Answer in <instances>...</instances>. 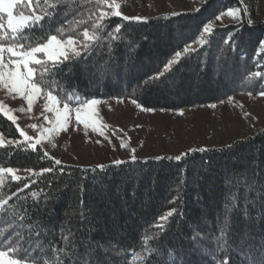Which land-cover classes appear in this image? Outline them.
<instances>
[{"label": "trees", "instance_id": "1", "mask_svg": "<svg viewBox=\"0 0 264 264\" xmlns=\"http://www.w3.org/2000/svg\"><path fill=\"white\" fill-rule=\"evenodd\" d=\"M215 1L207 0L200 12L160 14L148 17L147 22L114 17L109 28L121 24L122 31L116 40L105 33L87 63L75 65L62 77L67 90L74 87L87 98H136L145 108L168 110L224 101L236 92H261L264 64L257 47L263 24L242 21L236 26L215 27L208 43L185 55L171 72L165 71L164 65L176 51L199 38L210 18L206 12ZM219 1L239 6L238 0ZM38 2L45 6L43 0ZM92 11L94 3L66 0L57 9L52 29L68 28L64 13L69 21L85 22L79 31L85 26L91 29L88 16ZM178 32L183 34L176 36ZM230 33H237L235 39L240 43L236 47L225 43ZM159 73H163L160 80H149ZM229 73L236 75L235 83L218 87ZM0 132L7 139H20L14 124L2 114ZM229 145L230 149L225 145L210 147L207 152L193 150L181 161L151 157L119 167L105 164L102 172L96 166H57L54 159L43 158L40 147L34 152L26 145L0 146V167L36 172L30 189L7 206L0 219V238L7 239L13 231L26 237L30 229L40 231L39 224L45 231L33 245H56L48 252L50 264H57V248L72 244L79 245L81 264L84 259L95 264L97 257L107 264H145L149 252V264H173L179 261L175 250L191 252L189 258L198 264H223L226 255L231 264H251L252 256L264 245V131ZM44 168L56 171L41 175ZM193 176L196 180H191ZM28 182H11L5 177L0 198L9 197ZM174 197L178 199L172 202ZM172 208L177 214L160 230L157 217ZM246 222L254 225L248 227ZM225 231L228 235L222 236ZM242 236L249 240L240 242Z\"/></svg>", "mask_w": 264, "mask_h": 264}, {"label": "snow or ice", "instance_id": "2", "mask_svg": "<svg viewBox=\"0 0 264 264\" xmlns=\"http://www.w3.org/2000/svg\"><path fill=\"white\" fill-rule=\"evenodd\" d=\"M66 0H43L44 7H41L38 0H0V89L5 90L8 94H12L13 98L19 97L27 103L26 111L31 112L34 100L37 98L44 100L45 113H51V116L44 115L45 121L49 127L30 125L37 131V136H29L25 131L17 125V131L22 138L21 140H9V145L20 148L26 145L27 149L39 151V147L44 140L51 143V138L60 132L69 130V126L75 120L76 124H83L85 129L91 127L93 131L100 132L103 127L99 123V112L97 106L100 101L96 97H82L78 90L74 87L68 89L67 81L62 79L74 69L77 64H86L87 58L93 53L94 49L104 39V34L107 33L113 40H116L117 35L122 31V25L116 24L114 28H109V23L114 17L122 18L124 21L147 22L146 17L134 16L130 17L123 15L120 11L121 4L117 0H86L87 3H94L95 11L90 12L88 22L91 23V29L88 26L79 31V25L84 21H69L67 20L68 13H64V26H58L55 30L52 29V22L57 16V9L65 4ZM241 4L244 0H239ZM207 0H203L201 7L194 9L200 12L206 5ZM248 14V8H228L215 15L216 21H223L225 17H230L236 20L240 17V13ZM174 15H180L176 13ZM242 19V17H241ZM249 24L253 22L248 21ZM215 29L209 24L204 23L200 29V37L195 43L201 47L208 43V37L214 34ZM237 33H230L226 44H232L236 47L240 41L236 40ZM190 42L183 49V52L176 51L174 57L165 65L166 72H171L173 66L179 65L185 55H191L196 49L191 47ZM257 55H264V39L259 40L257 47ZM260 74L257 73V76ZM163 73H159L149 80H160ZM264 96V91L257 93ZM249 95H252L249 92ZM121 99V98H118ZM231 99V97H229ZM131 103L143 111L152 112L154 109L145 108L136 98L131 99ZM223 103V101H221ZM62 105V107H61ZM210 107L215 108V104ZM25 111V109H21ZM0 114L12 124H16L17 117L14 116L3 102H0ZM115 134V130H114ZM3 141H0V145ZM121 148L128 147L123 141L120 144ZM230 149L232 145L225 146ZM210 149L201 147L200 152H207ZM223 150V149H221ZM181 153L174 157H155L156 160L174 159L181 161L191 153ZM135 153V149H132ZM43 158L54 159L47 152L43 153ZM137 162L136 155H131L130 159L125 161L115 159L109 167H119ZM54 164L59 166L61 161L54 159ZM104 165H97L96 168L101 172L104 170ZM17 169L13 167H0V190L5 184V177H10L11 182L24 183L23 187H18L16 191L11 192L7 198H0V219L4 212L7 211V206L12 201V198L18 197L25 189H30L33 181L31 177L36 175L34 169H26V176L17 175ZM56 171L55 168H44L40 170V174ZM63 174V168L60 169ZM181 183L186 184L185 180ZM178 198L174 197L172 202ZM83 205V199L81 198ZM264 208V204L261 205ZM177 214V209L168 210L166 215L157 217L160 230H163L165 223ZM183 216V213H179ZM245 218L248 213H244ZM230 227V226H229ZM36 228L40 231L33 232L29 230L27 236L21 235L19 232L13 231L7 239L0 238V264H50L48 252L56 245H50L45 248L41 245H33L34 240H38L41 232L45 230L39 224ZM228 235L225 231L222 236ZM2 236V234H0ZM175 250V249H174ZM179 261L174 260L173 264H198L197 261L191 260V252H183L175 250ZM79 245L72 244L71 247H59L56 251L57 264H81L83 254H78ZM202 255V254H201ZM152 258V252L148 253L145 264H149ZM83 264H93L90 259H84ZM95 264H107V260L97 257ZM166 264V262H162ZM223 264H231V257L225 256ZM251 264H264V245L260 246V252L254 254L251 258Z\"/></svg>", "mask_w": 264, "mask_h": 264}, {"label": "rangeland", "instance_id": "3", "mask_svg": "<svg viewBox=\"0 0 264 264\" xmlns=\"http://www.w3.org/2000/svg\"><path fill=\"white\" fill-rule=\"evenodd\" d=\"M117 2L121 4L120 11L123 15L148 18L160 14L195 12L194 9L201 7L203 0H117ZM238 3L237 7L248 8L247 15L241 12L236 20L225 17L222 22L216 21L217 13L228 8H237L217 0L206 12L210 17L206 23L215 28L236 26L242 21L248 23L251 20L253 24H263L264 29V0H244L243 4L238 0ZM180 34L183 32H178L176 36ZM198 46L195 42L191 45L194 49ZM255 57L253 54V59ZM258 57L261 64H264V55ZM235 77L236 75L231 73L223 75V81L218 87L229 88L235 83ZM211 82L217 86L214 80ZM230 97L231 99L224 100L223 103L218 101L179 110L154 109L152 112L137 108L128 98L99 99L97 110L99 123L103 126L101 128L103 135L93 131L91 127L85 129L83 124H76L73 120L68 131L55 134L51 138V143L44 140L40 148L50 157L59 159L62 164L91 167L110 164L115 159L129 160L133 154L137 158L165 155L174 157L190 149L193 151L201 147L229 145L236 140L247 139L264 131V96L236 92ZM0 102L11 109L12 114L17 117L14 124L16 130L19 125V128L29 136L36 137L37 131L30 125L50 126L42 115L44 113L51 116V113H45L43 99L34 100L33 108L28 112L25 101L18 96L13 98L12 94L0 89ZM211 104H215L216 107H210ZM22 108L25 111H21ZM17 133L19 134V131ZM21 139L20 137L19 140ZM9 140L13 139H7L0 132V141H3L0 146L9 144ZM121 141L128 147L121 148ZM132 149H135V153ZM225 168L228 169L229 166ZM25 173L27 172L18 170L16 174ZM195 178L193 176L191 180H196ZM246 225L252 227L254 223L246 222ZM248 238L242 236L240 242H247Z\"/></svg>", "mask_w": 264, "mask_h": 264}, {"label": "bare ground", "instance_id": "4", "mask_svg": "<svg viewBox=\"0 0 264 264\" xmlns=\"http://www.w3.org/2000/svg\"><path fill=\"white\" fill-rule=\"evenodd\" d=\"M220 85V84H219Z\"/></svg>", "mask_w": 264, "mask_h": 264}]
</instances>
